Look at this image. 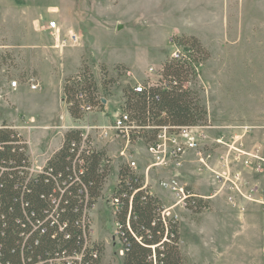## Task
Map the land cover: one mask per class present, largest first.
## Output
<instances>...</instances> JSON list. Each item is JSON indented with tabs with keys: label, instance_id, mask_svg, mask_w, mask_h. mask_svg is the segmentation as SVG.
<instances>
[{
	"label": "rangeland",
	"instance_id": "374dc122",
	"mask_svg": "<svg viewBox=\"0 0 264 264\" xmlns=\"http://www.w3.org/2000/svg\"><path fill=\"white\" fill-rule=\"evenodd\" d=\"M52 19L61 28L59 40L45 27ZM0 21V122L19 128L31 156L47 154L65 128L111 123L124 111L127 86L158 81L164 62L185 52L172 41L176 35H195L205 47L196 73L186 83L207 108L202 121L209 116L218 124H251L245 135L239 128L233 132L244 151L264 155V0H8ZM71 29L81 35V42L63 45ZM79 62L92 68L100 96L109 102L74 119L63 101L61 77L75 73ZM150 67L156 71L150 73ZM31 74L40 79L38 90L27 85ZM13 79L20 86L7 93ZM21 110L38 115L40 124ZM64 120L67 124L61 123ZM95 143L113 156L103 195L90 211V236L103 244L99 264H122L111 194L119 166L127 162L120 155L127 142L110 134ZM171 143L166 137L163 150L169 151ZM127 151L137 162L136 172L179 219L180 248L190 264H264L262 212L254 206L240 213L216 194L217 173L249 172L248 155L227 164L223 155L228 149L220 148L205 166L188 150L163 167L143 139L131 142ZM171 177L203 195L209 208L189 209L162 183Z\"/></svg>",
	"mask_w": 264,
	"mask_h": 264
},
{
	"label": "trees",
	"instance_id": "16d2710c",
	"mask_svg": "<svg viewBox=\"0 0 264 264\" xmlns=\"http://www.w3.org/2000/svg\"><path fill=\"white\" fill-rule=\"evenodd\" d=\"M172 41L185 52L164 62L159 83L142 92L125 88L123 109L137 123L133 143L153 142L163 126L194 124L207 116L197 92L186 85L205 47L195 35ZM62 90L74 119L85 116L83 106H103L86 63L65 77ZM82 134L80 128L68 129L43 172L32 175L26 138L11 124L0 125V264H99L103 244L91 240L86 210L102 197L112 158L89 140L83 147ZM186 191L189 209L209 208L189 185ZM111 199H118L114 220L122 264H190L180 248L179 219L165 212L161 198L129 162L119 166Z\"/></svg>",
	"mask_w": 264,
	"mask_h": 264
},
{
	"label": "built area",
	"instance_id": "2783aa9c",
	"mask_svg": "<svg viewBox=\"0 0 264 264\" xmlns=\"http://www.w3.org/2000/svg\"><path fill=\"white\" fill-rule=\"evenodd\" d=\"M45 27L51 32L52 35L57 38V40L60 39L61 28L57 20H50ZM80 42L81 35L73 29L69 30L67 38L63 39L62 41L63 45H77ZM175 55L178 56L179 53L177 52ZM149 71L150 73H153L156 71V69L154 67H150ZM159 74L160 80L162 78V75L161 73ZM129 75H131L130 72ZM159 80L156 82H148L147 84L136 83L133 88L137 92H142L147 87L159 83ZM28 82L32 90H38L41 87L40 79L35 74H31L29 76ZM19 86L20 83L17 79H13L9 83V87L13 90H16ZM104 99L105 97L100 96V100L102 103ZM83 108L88 113L97 110L99 106H83ZM12 127L18 130L19 133L25 137V135L19 130V128L13 125ZM75 128H80L83 131V147L86 146L87 140L90 141V144L93 147H98L95 143V139L97 138L105 140V138H107L110 134L118 138H124L127 144L120 151V155L126 156L127 162H129V164L136 170L137 162L133 158V155L131 153H128L127 148L132 140V131L137 128V123L131 119L128 112L122 111L114 118L111 123L106 125H102L99 123H88L82 127ZM235 128L242 129L244 131L243 134L245 135L250 131V129L253 128V126L248 123L228 125L222 123L218 124L209 116L206 120L199 121L194 124L173 127L163 126L157 136V139L153 142L147 143L148 150L155 156L157 160L156 162L158 164H161L163 167L168 166L172 162V160H174V158L179 157L182 153L188 150L195 151L198 155L199 163L205 166H208V157H210L214 151L220 148L228 149V154L223 155L224 162L226 158L227 164L230 160L239 163L240 161H242V156L244 154L248 155L249 158H247L246 161L247 164L251 166L249 172L237 170L232 174L227 171H225L224 174L217 173V177L219 178V186L216 194H221L224 197L226 204L240 213L247 212L251 206H257L264 215V155H261L259 153H248L244 151V143L238 142L240 136L233 132V129ZM215 130H219L220 134H217ZM166 137H169V139L172 140L171 146H169V151L163 150ZM231 153L234 154L233 159H230ZM47 161L43 165H35L30 159L31 166L29 167V169L31 171V174L34 175L43 172ZM162 183L173 190L174 193L179 197V199L181 201H184L185 204V199L187 197L186 185H188L186 182L181 183L176 177H171L169 179L163 180ZM112 202L114 213L117 209L118 199H113ZM92 208L86 210V214L89 219L88 221L86 220L85 224H89L90 230L92 225L90 211ZM165 212L168 215H171L166 209ZM68 259L70 258H67V260Z\"/></svg>",
	"mask_w": 264,
	"mask_h": 264
},
{
	"label": "crops",
	"instance_id": "0c3cea01",
	"mask_svg": "<svg viewBox=\"0 0 264 264\" xmlns=\"http://www.w3.org/2000/svg\"><path fill=\"white\" fill-rule=\"evenodd\" d=\"M8 6V0H0V12H2V8L3 7H7ZM4 27H3V24H2V22L0 21V38H2L3 37V33H4V29H3ZM79 61H80V58H79ZM80 65H81V62H79V65H78V68L80 67ZM69 73H65L64 75H63V77H61V91H62V97H63V101L65 100L64 99V95H63V90H62V86H63V82H64V79H65V76L66 75H68ZM28 86H29V84H27ZM29 89H31L30 88V86H29ZM13 89L12 88H10V89H8L7 90V93L8 92H10V91H12ZM32 90V89H31ZM106 99V101H103V105L104 106H107V104H108V102H109V100L107 99V98H105ZM20 110V109H19ZM21 113L22 114H25L27 117H29L31 120H34L36 123H37V121H38V123H39V116L38 115H34V114H32V113H29V112H23L22 110H21ZM67 113H68V115L70 116V117H72L71 115H70V113H69V111H68V109H67ZM89 115H91V114H89ZM3 122V121H2ZM1 123V122H0ZM61 123H63V124H67V122L64 120V122H61ZM99 124H103V125H106V124H104V123H101V122H98ZM2 124V123H1ZM0 124V125H1ZM40 124V123H39ZM71 128H75V127H69V128H65L64 130H62V133H61V135H60V142L58 143V144H52V146L50 147V149H49V152H47V154H45V152H44V154L42 155V156H39V157H33V156H31L30 155V159L34 162V160H36V161H38V164H40V165H43V164H45V162L47 161V159L56 151V150H58L59 148H60V146H61V144H62V142H63V137H64V133L68 130V129H71ZM112 155V154H111ZM133 155V154H132ZM113 156V155H112ZM112 156H110V157H112ZM137 167H138V165H137ZM251 207H254V206H251ZM250 207V208H251Z\"/></svg>",
	"mask_w": 264,
	"mask_h": 264
},
{
	"label": "water",
	"instance_id": "95a60500",
	"mask_svg": "<svg viewBox=\"0 0 264 264\" xmlns=\"http://www.w3.org/2000/svg\"><path fill=\"white\" fill-rule=\"evenodd\" d=\"M103 101H106V99H104Z\"/></svg>",
	"mask_w": 264,
	"mask_h": 264
}]
</instances>
